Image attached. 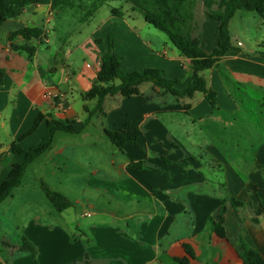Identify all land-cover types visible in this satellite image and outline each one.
<instances>
[{
	"label": "crops",
	"instance_id": "1",
	"mask_svg": "<svg viewBox=\"0 0 264 264\" xmlns=\"http://www.w3.org/2000/svg\"><path fill=\"white\" fill-rule=\"evenodd\" d=\"M205 1L197 0L196 9L204 10L195 9L194 26L210 54L218 46L219 23L206 14ZM53 6L54 0L32 4L0 27V186L24 159L12 154V144L43 116L36 132L21 142L24 152L41 141L49 119L75 121L82 131L57 133L52 149L28 169L43 161L61 174L60 188H82L84 195L93 196L70 199L67 191L58 190L74 204L62 213L54 209L66 220H29L22 232L19 229L18 242L25 236L39 254L12 257L9 264H179L177 259L185 257L190 264H243L241 237L264 258V216L256 213L264 200V57L259 54L264 19L261 33L249 43L232 32L240 11L232 19L230 33L237 50L203 74L217 95L216 107L204 94L178 100L145 83L140 95L107 97L103 111L84 126L89 119L85 107L92 111L97 104L84 96L97 84L109 41L123 58L125 72L160 69L166 78L180 80L181 87L191 81L190 61L172 43L163 46L138 34L125 19L112 17L96 32L88 31L100 8L83 20L71 8ZM27 29H41L43 35L10 40ZM246 32L245 37L250 29ZM115 33L119 36L112 37ZM74 57H80L79 67ZM233 85L246 88L245 107L234 98ZM96 119L99 128L92 131ZM134 129L144 133L139 145L145 152L134 144L119 149L105 133ZM225 145L232 146L236 166L229 179L222 158ZM142 161V168L132 166ZM24 186L23 179L4 202ZM230 198L245 206L235 209L227 203L226 238H220L212 227L222 202Z\"/></svg>",
	"mask_w": 264,
	"mask_h": 264
},
{
	"label": "trees",
	"instance_id": "2",
	"mask_svg": "<svg viewBox=\"0 0 264 264\" xmlns=\"http://www.w3.org/2000/svg\"><path fill=\"white\" fill-rule=\"evenodd\" d=\"M43 0H0V27L9 20L16 19L23 15L27 7L32 4H38ZM110 0H54V9H76L85 13L83 20L91 17L98 9ZM129 5L133 12L139 13L146 23L153 26L157 31L164 34L168 40L190 61L191 81L181 87L182 83L177 79L166 78L165 72L160 69L147 68L130 73H124L121 70L123 58L114 52V46L111 41L108 43V52L102 56V67L98 74L97 84L93 89L85 94L86 100H97L94 110L89 111V119L85 125H88L91 118L103 111L104 100L109 96L121 95L125 98H131L140 95V86L145 83H151L155 88L170 94L178 100L192 98L197 93L204 94L212 107L217 106V95L209 88L207 79L203 75L205 71L215 68L219 61L230 51L237 48L233 45L230 33V23L239 11L248 13H257L264 19V0H206L204 6L206 14L216 20L219 25L217 33L219 37L218 46L212 53H207L200 38L196 36L194 26L195 9L197 0H120ZM113 18H122L124 15L120 9L112 8ZM16 35H21L26 39L41 38L43 31L41 29H27L10 36L12 40ZM100 43V41H98ZM30 55L35 50L25 48ZM264 57V48L259 52ZM4 71L0 70V84L3 82ZM43 116H39L33 128L26 134L19 137L12 144V154L24 155L20 163L14 164L7 179L0 186V205L11 197L14 191L21 186L29 166L39 159L42 155L52 149L57 133L78 134L82 128H76L75 121H61L49 119L46 122L47 131L41 141L31 147L27 152L21 148V142L33 135ZM110 142L121 149L127 144H134L143 152L144 149L139 145V141L144 137L141 129L105 131ZM165 162L172 163L165 159ZM145 162L132 163L135 168H142ZM179 166L185 167L182 163ZM41 189L53 208L62 213L73 207V202L64 194L55 191L43 180L40 181ZM230 203L235 209L245 206L234 198L225 199L222 202L221 212L214 220L212 232L220 238H226L225 214L227 212V203ZM257 215L264 216V200L261 202ZM240 252L239 256L243 264H264V258L261 254L250 246L242 237L238 241ZM3 245L10 252L12 257L31 255L37 257L38 248L25 236L17 243L4 242ZM190 258L193 254L187 249ZM179 264H190L188 257L178 258Z\"/></svg>",
	"mask_w": 264,
	"mask_h": 264
},
{
	"label": "rangeland",
	"instance_id": "3",
	"mask_svg": "<svg viewBox=\"0 0 264 264\" xmlns=\"http://www.w3.org/2000/svg\"><path fill=\"white\" fill-rule=\"evenodd\" d=\"M112 8L120 9L124 17L116 19H125L131 22L133 30L138 34H142V36L145 38H150L154 43H161L163 46L165 44L169 46L171 45V42L164 34L160 33L153 26L146 23L139 13L133 12L129 5L124 4L120 0H110L104 3L100 7L99 11L94 15L93 23L90 25V27H88L87 30L94 33L101 26L104 20H109L110 18H112ZM73 10L77 12L76 14L79 15V18L85 15V13L81 11H76L75 8ZM201 10L203 11L204 8L198 6L196 12L199 13L201 12ZM243 18H246V20ZM260 21L261 17L257 13L240 11L234 19L232 32L233 34H240L242 36L240 40H242L244 43H249L250 38L256 37L257 35H259V33H261ZM76 24L79 25L78 23ZM80 26L81 25H79V27ZM248 29H250V33L248 34L249 36H243V34ZM114 36L118 37L119 34L115 33L112 35V37ZM156 48L159 47L157 46ZM72 61L73 63H76L78 67L81 65L80 57H74ZM121 70L124 73H127L123 68H121ZM234 88L237 90H234V98L237 101L243 102V107H245L246 88L241 86H234ZM99 122L100 121L96 119L94 124L90 125V129L92 131H97L99 128ZM224 147L225 148H223L222 150L225 149L226 153L222 155V158L224 159L223 162L226 168V175L229 179V174L236 168L234 164L235 158L234 156H232V154L230 155V151L232 149L230 147L232 146L225 145ZM239 157L242 158L241 155ZM56 172L54 173L53 168L46 166L43 161H38L35 165L27 170L25 174L26 176L24 177L25 186L22 187L23 189H21L16 193V195H14V199H11V201L8 202H4L0 205V264H9V261L12 259V255H10V252L6 251L7 249L5 248L3 243H17L18 236L20 235L19 229L22 232L23 226L29 220L35 219L34 221H36L39 216L42 217L41 221L47 224L56 222L63 224L66 220L64 215H61L54 210L52 204L43 193L40 185L41 180L45 181L53 190L67 191V193H69L67 195L70 197V199H77V197L81 199H87L92 194L86 193L84 195L83 190H81L82 188L72 189V187H70L69 192L66 188H60L58 180L61 179V174ZM82 208L83 207H81V209ZM70 212H72L71 214H73L74 211Z\"/></svg>",
	"mask_w": 264,
	"mask_h": 264
},
{
	"label": "built area",
	"instance_id": "4",
	"mask_svg": "<svg viewBox=\"0 0 264 264\" xmlns=\"http://www.w3.org/2000/svg\"><path fill=\"white\" fill-rule=\"evenodd\" d=\"M239 45H241V44H239Z\"/></svg>",
	"mask_w": 264,
	"mask_h": 264
}]
</instances>
